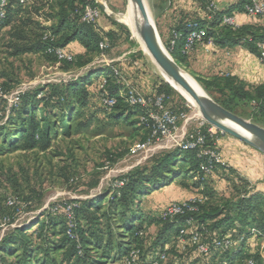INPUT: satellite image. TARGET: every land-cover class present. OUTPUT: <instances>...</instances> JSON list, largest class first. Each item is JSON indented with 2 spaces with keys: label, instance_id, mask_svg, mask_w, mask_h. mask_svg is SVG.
<instances>
[{
  "label": "trees",
  "instance_id": "16d2710c",
  "mask_svg": "<svg viewBox=\"0 0 264 264\" xmlns=\"http://www.w3.org/2000/svg\"><path fill=\"white\" fill-rule=\"evenodd\" d=\"M199 3L207 12L204 18L184 14L179 24L171 30V37L172 31L182 35L174 47H171V39L168 41V49L178 63H182L187 57L183 46L191 29L190 24L194 23L207 27L206 39L212 38L217 45H242L261 56L258 44L264 42V23L235 26L223 21L224 16L233 17L235 12H245L250 0H239L226 10L212 12L209 10L211 0H200ZM88 6L96 7V0H0V33L7 27H15L16 35L27 40L26 33L29 28L32 30L34 24L32 16L51 20L52 26L41 28V34L35 32L37 34L31 39V43L23 45L18 52H39L68 64L78 61V67L84 68L92 63L93 59L90 57L109 51L113 47L114 39V32L106 33L111 48L105 52L101 50L100 43L105 41V35L98 29L97 21L88 23L83 20ZM210 13L214 14L211 20L208 18ZM106 14L102 12L101 15ZM122 27L132 37L131 31L125 26ZM132 41L137 44L134 37ZM73 42L80 43L86 53L76 54L68 49ZM57 48L67 49L73 55V60H60L55 52ZM89 69L68 82L35 88L21 94L20 103L11 107V127H0V154L18 149H49L60 129L65 133L70 132L74 116L81 113L80 108L92 106L91 87L97 88L100 105L110 117L117 122L121 119L129 121L131 111L137 116L138 123L150 134V130L139 119L144 113L143 108L132 107L126 101L127 89H123L122 79L115 69L98 65H91ZM196 80L207 91L220 95L219 98H214L226 109L243 116L238 109L250 106L254 115L264 119V84L252 86L231 76L214 79L197 77ZM106 93L117 99L113 107L103 102L102 97ZM161 93H166L171 98L172 94H178L186 106L173 102V108L180 113L188 114L191 111L185 98L162 78L155 94ZM40 111L44 113L39 115ZM53 114H59L58 119H53ZM93 115L89 118L87 127H90ZM209 127L210 124L207 123L201 130L207 134L208 144L213 145L214 141L208 133ZM218 135L223 134L219 131ZM203 161L204 158L198 156L197 150L175 148L163 154L151 166L137 167L119 178L124 181V185H113L107 196L102 193L92 199L68 202L77 204L74 208L73 237L69 234L68 217L64 210L57 214L48 211L44 220L35 218L29 224L16 225L0 243V264H109L113 259L124 260L129 264L126 259L134 250H139L140 258L132 264H150L152 259L162 254L166 255V259L161 264H197L198 260H203L204 264H215L219 251L225 252L226 257L231 259L230 264H233L229 252L235 246L221 250L215 242L229 238L237 245L238 241H245L248 237L245 234H251L253 228L261 233L257 236L264 238V194H251L253 190L250 182L240 178V183L234 187V194L238 197L215 203L213 200L217 192L207 183L210 175L205 177L201 170ZM225 168L228 166L219 165L214 172ZM184 177L191 178L193 186L208 198L200 205L198 212H189L174 220H168L161 214L143 210V196L175 181L183 186L180 179ZM8 207L13 210L14 216L18 215L17 206ZM105 218L107 223L103 221ZM191 219L201 233L202 241L211 247L207 254H201L196 249L192 244L191 234H182V230L189 227L188 221ZM114 224L118 228V239L113 233ZM154 224L160 227L158 235L148 246H144L143 235ZM173 231L177 238L186 239L185 247L191 251L188 257H194L190 263H180L179 261L188 257L182 258L174 245L168 247ZM143 248H146L145 252ZM246 251L243 242L234 251L235 258H240L242 264H246L249 259H254L256 264H264L260 253L247 254ZM9 257L14 260L9 261Z\"/></svg>",
  "mask_w": 264,
  "mask_h": 264
},
{
  "label": "rangeland",
  "instance_id": "374dc122",
  "mask_svg": "<svg viewBox=\"0 0 264 264\" xmlns=\"http://www.w3.org/2000/svg\"><path fill=\"white\" fill-rule=\"evenodd\" d=\"M146 2L154 17L162 41L168 49L170 39L164 33L157 14L164 10L165 6L172 7L174 0H167L166 2L146 0ZM108 3L113 11L111 16L120 20L118 15H121L125 23L120 20V24L130 31L132 30L136 36L134 37L136 41L139 40L137 42L139 53L143 54L159 78L165 80L166 77L168 80L160 67L154 63L136 29V16L131 0H108ZM31 18L34 24L32 30L29 28L26 33L27 40L16 35L15 27H7L0 33V127L4 126L8 129L12 125V121H10L12 118L11 104L16 91H29L68 82L88 72L91 65L98 64L93 62L87 67L79 68L78 61H75L74 64H68L56 61L39 52L19 53L18 50L23 45L31 43L34 35L41 34V28H49L53 24V21L38 16ZM262 23H264L263 20ZM35 32L37 33L35 34ZM101 54L97 53L90 58L94 59ZM173 88L181 95L183 94L176 87L173 86ZM91 90L93 94L90 100L92 106L80 108L81 113L74 116L70 132L65 133L63 129H60L58 137L53 140L49 149H18L11 153L0 154V214L10 217L4 226H0V243L7 234L15 229L16 225L29 224L35 218L44 220L50 208L56 204L92 199L102 193L107 196L119 178L137 167L151 166L163 154L174 149L165 147L167 143L151 142L148 144L149 131L138 123L137 116L131 111L130 114L132 115L129 121L121 119L120 122H117L100 105L97 88L91 87ZM204 90L211 96L212 92L205 88ZM183 95L187 104L191 106L188 117H191L195 122L204 120L200 115L198 105L190 100L187 95ZM214 97L219 98L220 95L214 94ZM172 101L181 106H186L176 93L172 94ZM238 111L243 115L242 117L264 126V119L254 115L252 107L242 106ZM43 113L44 111H40L39 115ZM92 114H94L93 121H91L90 127H87L86 124L90 122L89 118ZM58 117L59 114L52 116L53 119H58ZM180 180L184 183L183 186H186L184 188L193 190L191 178L184 177ZM193 192L200 193L201 190L194 189ZM10 197L14 198L17 206L21 208L20 213L16 216L7 204ZM237 197L238 195L234 193L227 196L217 192L213 201L222 203L225 202L226 198L236 199ZM103 221L107 223L106 218ZM159 229L157 224L147 228L143 235L145 238L144 246H148L155 239ZM117 232L118 228H115L114 224L113 233L118 239ZM245 236H248L245 241H238L237 245L229 252L233 264H242L240 258H235L234 251L241 247L243 242L247 254L258 252L261 254V261H263L264 238L249 233ZM178 242L177 235L173 231L172 245L178 250V254L182 258L191 255L190 248L185 247V243L179 244ZM143 251L145 252L146 248H143ZM219 253L216 255L215 264H230L231 259L226 257V253L220 251ZM39 255L43 256V253L39 252ZM8 260L12 261L14 258L9 257ZM109 264L126 263L124 260L117 259L115 261L113 259ZM197 264H204V262L198 260Z\"/></svg>",
  "mask_w": 264,
  "mask_h": 264
},
{
  "label": "crops",
  "instance_id": "0c3cea01",
  "mask_svg": "<svg viewBox=\"0 0 264 264\" xmlns=\"http://www.w3.org/2000/svg\"><path fill=\"white\" fill-rule=\"evenodd\" d=\"M161 1L166 2L167 0ZM215 1L219 10H226L238 3L239 0ZM184 14L204 18L207 12L196 0H174L172 7L165 6L164 10L157 14L161 27L169 39H171V30L179 24ZM118 18L123 21L121 15H118ZM233 18L237 26L262 23L261 19L251 17L245 12H235ZM120 20L108 14L100 15L98 18L97 26L100 32L105 35V40H108L106 33L114 32L113 47L94 58L92 63L97 62L98 66H110L115 69L122 79L123 89L135 87L145 95L155 94L160 78L143 54L139 53L137 44L132 41L134 36L129 37L120 24ZM123 22L125 23V21ZM68 49H72L76 54L86 53L85 48L78 42L70 44ZM180 65L194 78L214 79L231 76L252 86L264 84V62L257 54L242 45L220 46L202 43L197 46L195 51L187 55ZM164 79L167 80L166 77ZM167 81L169 82V80ZM214 94L216 93L211 94L212 98H214ZM214 100L216 99L214 98ZM200 122V120L195 122L191 119L187 124L188 128H195ZM219 147L228 168L220 169L208 177L210 187L218 193L230 196L235 191V184L240 183V178H244L251 184L250 187L253 190L251 194L258 192L264 194V153L230 134H223L220 137ZM191 188H193L192 191L175 181L143 196V210L159 215L171 202L189 200L200 194L193 192L194 189L198 190L197 188L194 186ZM178 241L179 244L187 243L186 239L181 237L178 238ZM170 246H172V241L168 247ZM193 260L194 257L190 256L179 262L190 263Z\"/></svg>",
  "mask_w": 264,
  "mask_h": 264
},
{
  "label": "built area",
  "instance_id": "2783aa9c",
  "mask_svg": "<svg viewBox=\"0 0 264 264\" xmlns=\"http://www.w3.org/2000/svg\"><path fill=\"white\" fill-rule=\"evenodd\" d=\"M200 1V0H196ZM25 2V0H24ZM97 6H88L83 14V20L88 23H94L98 20L102 12L112 15L113 11L108 3V0H96ZM209 10H219L215 0H211ZM245 13L254 18H261L264 21V0H250V3L246 6ZM214 14L210 13L208 18L213 19ZM223 21L225 23L233 24L235 26V20L233 17L224 16ZM191 29L185 39L183 46V52L187 55L191 54L199 44L210 43L216 44L212 38L206 39L208 31L207 27L200 25L199 23L190 24ZM182 35L176 31H173L171 37V47L177 44L178 38ZM261 53L260 59L264 62V42L258 44ZM102 51H106L111 48V43L107 40L100 43ZM60 60H73V55L65 48H57L55 50ZM26 91H16L13 95L11 106H16L20 103L21 94ZM125 95L126 101L132 107L143 108L144 113L140 115L139 119L141 124L145 125L150 130V138L148 144L153 143H167L165 147L181 148L182 150H197L198 156L204 158L201 164V170L204 172L205 177L211 175L219 165L227 166L222 157V153L219 147L220 137L216 127L210 125L208 133L214 141L213 145L208 144V136L201 128L207 124L205 120H201L199 125L194 129L188 128V122L192 119L188 117V114L184 112H178L173 108V101L170 95L166 93L145 95L135 87L127 88ZM103 102L113 107L117 103L115 97L109 94H104L102 97ZM209 124V123H208ZM223 134V133H222ZM124 185L123 180L117 181L114 186L121 187ZM207 196L199 194L185 201H173L167 205L162 211L161 216L164 219L174 220L179 216H183L189 212H198L199 207L207 200ZM8 206H17V202L14 198L10 197L7 200ZM76 203L63 202L56 204L50 208V212L57 214L62 210L65 211L68 217L69 234L73 237L72 229L75 227L74 208ZM20 206H17V211L20 213ZM10 220L9 216L0 214V226ZM189 227L182 230V234H191V241L196 249L201 254H207L211 251L209 244L202 241L201 233L196 229L194 221L191 219L188 221ZM253 235H261V233L253 228L251 231ZM216 246L221 250L234 247L236 243L232 242L229 238H225L222 241H216ZM140 258L139 250H134L126 259L129 264L138 262ZM166 259V255L162 254L152 259L150 264H161V261ZM246 264H256L254 259H249Z\"/></svg>",
  "mask_w": 264,
  "mask_h": 264
},
{
  "label": "water",
  "instance_id": "95a60500",
  "mask_svg": "<svg viewBox=\"0 0 264 264\" xmlns=\"http://www.w3.org/2000/svg\"><path fill=\"white\" fill-rule=\"evenodd\" d=\"M131 1L137 4L141 10L142 19L136 20V29L152 58L168 76L194 98L203 119L223 134H230L264 153V126L226 109L214 100L203 87V90H199L194 84V82L199 83L196 78L178 63L165 45H162L160 32L146 0ZM131 32L133 34L132 30ZM133 36L136 37L134 34ZM193 107L195 106L193 105Z\"/></svg>",
  "mask_w": 264,
  "mask_h": 264
},
{
  "label": "bare ground",
  "instance_id": "6f19581e",
  "mask_svg": "<svg viewBox=\"0 0 264 264\" xmlns=\"http://www.w3.org/2000/svg\"><path fill=\"white\" fill-rule=\"evenodd\" d=\"M132 2V1H131ZM132 4L134 5V13H135V16H136V20L137 21H140L141 19H142V13H141V10H140V8H139V6L137 5V4H135V3H133L132 2ZM143 40V39H142ZM162 41V40H161ZM144 42V41H143ZM144 45H145V43H144ZM162 45H164L163 44V41H162ZM146 46V45H145ZM147 48V47H146ZM148 49V48H147ZM149 51V50H148ZM149 53H150V51H149ZM150 55H151V53H150ZM152 56V55H151ZM153 59V58H152ZM154 60V59H153ZM154 63H156L155 62V60H154ZM157 64V63H156ZM158 65V64H157ZM159 67H160V65H158ZM160 69L164 72V70L160 67ZM164 74L167 76V78H168V80H169V82H170V84L171 85H173L174 87H176L177 89H179L183 94H185V95H187V97L190 99V100H192V101H194L195 103H196V101L194 100V98L181 86V85H179L178 83H176L170 76H168L165 72H164ZM194 84H195V86L199 89V90H203L202 89V86L199 84V83H196V82H194Z\"/></svg>",
  "mask_w": 264,
  "mask_h": 264
}]
</instances>
